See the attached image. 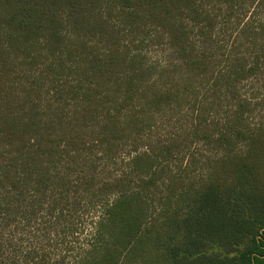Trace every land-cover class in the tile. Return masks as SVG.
Listing matches in <instances>:
<instances>
[{"label":"trees","instance_id":"trees-1","mask_svg":"<svg viewBox=\"0 0 264 264\" xmlns=\"http://www.w3.org/2000/svg\"><path fill=\"white\" fill-rule=\"evenodd\" d=\"M182 140L222 152L197 187L194 157L164 177ZM190 195L175 258L264 264V0H0V264H49L32 229L74 246L95 208L59 264H142Z\"/></svg>","mask_w":264,"mask_h":264},{"label":"rangeland","instance_id":"rangeland-1","mask_svg":"<svg viewBox=\"0 0 264 264\" xmlns=\"http://www.w3.org/2000/svg\"><path fill=\"white\" fill-rule=\"evenodd\" d=\"M180 119L179 116H175L172 120L165 118L164 121H161V124L159 126V130L155 131L157 132V142H163L169 143L168 139L170 136L178 135V133L182 134L183 126L182 123L178 121ZM179 138L183 139L184 137L180 136ZM187 138V137H186ZM187 140V139H184ZM181 141V146L179 147V151L182 155L179 157H176L173 159L168 165H166V171H165V179L168 178V176L178 175L181 168L183 166H186L189 162H191L192 158L194 157V164L192 165V173L189 175L190 179H192L193 184L195 187H197L200 184V181L206 177L208 169H209V161L216 160L222 155V152L218 149H216L213 146H208L205 143H193L190 144V141ZM126 158H120L118 163L115 165L113 171L119 172V170H124L125 163L124 161ZM164 179V181H165ZM188 181V180H187ZM165 188L162 186L160 187V192H164ZM159 192V193H160ZM203 201L199 199V197L195 196H184L180 198L177 215L171 216L169 219H165L162 225H160V233L162 234L159 237V244L157 246V253L153 255H149L147 259H140L139 262L142 264H184V256H177L175 258L173 256L172 249H175V247H178L182 249V251L187 250L189 248V251L192 250V239L193 235L191 234L193 228L190 226H185L186 221H188L187 224H194L195 228L197 225H201L202 221H204V214H203ZM179 212V213H178ZM100 214V209L95 208L93 210H90V212H87L84 217L82 218V221L80 223H77L75 227V231L78 234L77 241L75 242L74 246H66L64 249H61L60 247H56L54 244L55 238L53 236H45V234L38 233L39 228L35 227L32 229L34 233H36V240L35 243L40 242H46L44 244H49L51 246L48 251L47 255L52 256V260L50 259L49 264H59L57 261L56 254L58 250L60 251L67 249L70 251L69 254H74L77 251H79L82 247H84L85 240L87 239L88 233H90L92 228V221L96 220L97 216ZM172 223H170L169 221ZM178 222V223H177ZM47 227H49V223L46 220L44 222ZM39 225V224H37ZM37 228V229H36ZM44 229V227L42 228ZM44 232V231H43ZM21 236H19V240L21 239ZM189 244V246H188ZM63 248V247H62ZM206 249V247H205ZM171 250V253H169ZM196 250V249H194ZM217 253L218 256H223L224 254L221 251L213 252V254ZM55 254V255H54ZM66 252H63V256H65ZM196 254V252H195ZM211 254V253H210ZM194 255V254H193ZM192 256V255H191ZM227 255H224L221 258H225ZM71 255H69V259L63 262V264H72L71 261ZM143 262H142V261ZM132 261V260H131ZM132 264H139L133 261Z\"/></svg>","mask_w":264,"mask_h":264}]
</instances>
